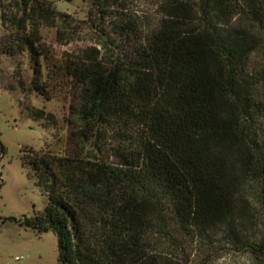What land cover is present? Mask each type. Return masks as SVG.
Listing matches in <instances>:
<instances>
[{
    "label": "trees",
    "instance_id": "obj_1",
    "mask_svg": "<svg viewBox=\"0 0 264 264\" xmlns=\"http://www.w3.org/2000/svg\"><path fill=\"white\" fill-rule=\"evenodd\" d=\"M89 1L98 46L59 61L54 0H0V53L27 54L32 89L72 114L62 152L24 149L47 203L19 223L55 234L59 264H198L218 242L264 264V0H151L146 34Z\"/></svg>",
    "mask_w": 264,
    "mask_h": 264
},
{
    "label": "rangeland",
    "instance_id": "obj_2",
    "mask_svg": "<svg viewBox=\"0 0 264 264\" xmlns=\"http://www.w3.org/2000/svg\"><path fill=\"white\" fill-rule=\"evenodd\" d=\"M120 10L143 33L154 28L161 13L151 0H119ZM56 10L66 23L63 27H42V42L59 60L98 46L100 31L92 20L96 7L89 0H54ZM0 8V36L4 34ZM127 19V20H128ZM120 17L108 21L106 30L120 23ZM109 26V27H108ZM111 26V27H110ZM58 30L61 34H58ZM34 70L27 54L0 53V264H59L58 241L52 232L37 234L19 223L20 219L43 212L46 196L30 165L24 164V149L39 156L60 153L65 147L67 118L72 117L66 93L45 101L32 89ZM33 109H45L53 116L56 129H47L44 120L31 116ZM1 143L4 150L1 148ZM16 219V220H14ZM215 257L198 264H253L251 259L221 242Z\"/></svg>",
    "mask_w": 264,
    "mask_h": 264
}]
</instances>
